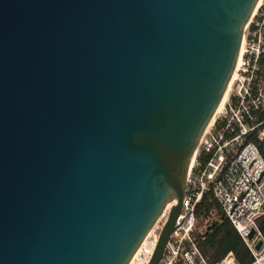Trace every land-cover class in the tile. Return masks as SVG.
Returning a JSON list of instances; mask_svg holds the SVG:
<instances>
[{"label": "water", "instance_id": "95a60500", "mask_svg": "<svg viewBox=\"0 0 264 264\" xmlns=\"http://www.w3.org/2000/svg\"><path fill=\"white\" fill-rule=\"evenodd\" d=\"M258 2L0 0V264H130L176 200L159 264Z\"/></svg>", "mask_w": 264, "mask_h": 264}, {"label": "built area", "instance_id": "2783aa9c", "mask_svg": "<svg viewBox=\"0 0 264 264\" xmlns=\"http://www.w3.org/2000/svg\"><path fill=\"white\" fill-rule=\"evenodd\" d=\"M223 100L193 157L182 209L159 264H210L195 237L197 204L209 191L252 253L249 264H264V234L258 226L264 215V0L246 25ZM177 204L168 203L130 264L149 263ZM216 264L241 263L229 252Z\"/></svg>", "mask_w": 264, "mask_h": 264}, {"label": "trees", "instance_id": "16d2710c", "mask_svg": "<svg viewBox=\"0 0 264 264\" xmlns=\"http://www.w3.org/2000/svg\"><path fill=\"white\" fill-rule=\"evenodd\" d=\"M261 147L264 155V142ZM196 217L198 220L196 241L210 264L221 261L229 252H233L241 264L252 262V253L222 211L212 191L207 192L202 201L197 204ZM258 226L264 234V215L258 220Z\"/></svg>", "mask_w": 264, "mask_h": 264}, {"label": "bare ground", "instance_id": "6f19581e", "mask_svg": "<svg viewBox=\"0 0 264 264\" xmlns=\"http://www.w3.org/2000/svg\"><path fill=\"white\" fill-rule=\"evenodd\" d=\"M224 101V100H223ZM221 105V104H220Z\"/></svg>", "mask_w": 264, "mask_h": 264}]
</instances>
